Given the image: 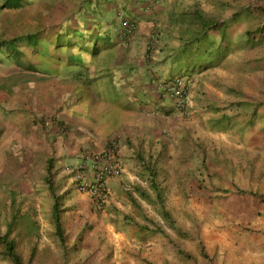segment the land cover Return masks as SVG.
<instances>
[{
  "label": "rangeland",
  "instance_id": "rangeland-1",
  "mask_svg": "<svg viewBox=\"0 0 264 264\" xmlns=\"http://www.w3.org/2000/svg\"><path fill=\"white\" fill-rule=\"evenodd\" d=\"M52 1L46 5L47 9L54 7L52 17L70 4L89 7L88 1ZM151 2L164 28V34L155 31L152 53L166 56L163 78L180 72L192 76V113L186 117L177 112L176 130L170 132L166 126L159 140L133 142L137 146L134 154H117L122 169L108 180L103 204L79 189L74 171L67 169L79 163L82 153L48 154V147L37 145L28 131L5 129L11 115L25 127L32 110L18 102L5 103L2 109L0 105V235L10 225L9 237L15 240L23 264H264V200L258 196L264 195V39L242 46L230 39L226 56L214 59L207 68L196 59L186 65L182 57H175L182 55L180 43L197 35L211 18L220 19L232 6H253L244 10V24L252 17L264 21V0ZM117 9L110 7L111 20L122 18ZM31 10L20 13L23 18L28 13L27 20L35 19L37 14ZM39 13L38 24L27 23L32 40L49 15L45 9ZM243 23L234 27V34L242 31ZM60 27L48 35L55 40L52 50L56 56L61 48L57 43L68 42L66 29ZM75 37L82 44L81 33ZM92 41L91 48L95 47ZM196 50L190 52L198 55ZM20 54L15 41L1 42L0 73L17 66L13 61L25 66ZM100 60L109 61L102 53ZM69 69L78 66L61 63L62 74ZM15 71L21 73L17 67ZM97 79L105 83L99 100H91L92 94L77 82L59 99L70 114L83 115L89 127L95 125L98 134L105 136L128 116L130 108L125 103L133 104L137 94L111 89L106 75ZM7 87L0 81V89ZM157 87L160 93L162 87ZM210 90L226 95H221L224 101L219 106L207 103ZM46 140L54 146L57 143ZM54 194L63 239L56 233ZM2 250L0 239V264H12Z\"/></svg>",
  "mask_w": 264,
  "mask_h": 264
},
{
  "label": "crops",
  "instance_id": "crops-1",
  "mask_svg": "<svg viewBox=\"0 0 264 264\" xmlns=\"http://www.w3.org/2000/svg\"><path fill=\"white\" fill-rule=\"evenodd\" d=\"M50 1L52 0H21L19 6L0 8V43L5 40L15 41L21 52V61L25 63V66H21L19 62L13 61L17 66L9 67L8 72L0 73V81L8 85L6 89H0L1 109L5 103L11 105L18 102L32 110L25 127L21 126L20 118L11 115L4 124L5 129L14 132L28 131L31 133L29 138H34L37 145L40 143L48 147V154L56 151L57 155L63 156L80 155L84 150H97L113 138L118 146L117 153L134 154L137 146L133 142L140 140L147 143L149 140H159L162 137L160 131L166 130V126L170 132L176 130L175 120L179 118V114L174 110L171 101L159 93L154 85L155 80L163 78L161 73L162 69L166 68V56L162 54V57H159L158 54L148 52L146 47L152 33L162 30L164 34V28H160L157 14L154 13L156 5L149 0H91L88 8L78 2L77 6L70 4L67 10H57L55 17H52L54 7H46ZM57 1L59 0L55 2ZM136 4L140 8H137ZM73 6L76 7L72 8ZM110 7H117V15L122 18L111 20L112 15L108 12ZM28 8L37 14L35 19L27 20L28 13L24 18L21 15L20 12ZM43 9L48 10L50 16H47L45 24L38 27L40 29L36 28L38 30L32 40L27 23H37L38 18L42 17L39 12ZM123 17L134 21L135 26L131 32L122 27ZM57 27L63 31L66 29L68 38V42L60 43L58 56L52 50L55 40L48 36ZM76 33H81L82 44H79L75 37ZM86 35L89 36L86 38ZM158 35L160 36V33ZM92 40L95 47L91 48ZM14 52L17 54L18 50ZM101 53L109 59L107 63L100 60ZM105 53H108V56ZM48 56L57 63H53ZM2 59L3 56L0 60ZM61 63L76 64L78 69H69L71 72L62 74ZM16 67L21 72L19 75H16ZM99 75H106V79L112 83L111 89L119 87L129 95L133 91L137 94L133 104L125 103V106L130 108L128 116L119 120L117 126L105 136L98 134L95 125L89 127L86 120L82 119L83 115L70 114L59 99L77 82L83 90L92 94L91 100H99L100 89L105 85L102 80L97 79ZM206 94L209 95L207 103L214 106H219L220 101H224L223 96H226L223 92V96L216 95L213 90ZM16 124L19 127L15 126ZM32 134L34 136L30 137ZM46 138L57 141L56 145ZM37 153L39 151H36Z\"/></svg>",
  "mask_w": 264,
  "mask_h": 264
},
{
  "label": "trees",
  "instance_id": "trees-1",
  "mask_svg": "<svg viewBox=\"0 0 264 264\" xmlns=\"http://www.w3.org/2000/svg\"><path fill=\"white\" fill-rule=\"evenodd\" d=\"M80 1L83 2L87 0H80ZM90 1L91 0H88V4ZM149 2L152 3L151 0ZM20 3H21V0H4L1 3V7L19 6ZM248 5L247 4L244 5L241 3L239 4V6H232V10H229L228 13H226L220 19L211 18L209 21L206 22L207 25L203 27V29L197 35H195L194 37L185 39L182 43L178 45L180 47V50H182L181 54L183 56L175 55V57L176 58L182 57V59H184V61L186 62V65L192 62V60L196 59L201 63L202 66L205 65V67L206 66L208 67V66L213 65V61H215L214 59L216 60L223 59L226 56L225 54L227 52L226 50L228 49V46H229L228 44L230 42V39L231 41H234L238 44L242 43L241 46L246 41H249V40L254 41L260 37L264 39V21L260 19H256L255 17H252V19L246 24H244L241 21L242 15L244 14V10H247L253 7L251 4H248ZM258 6L262 7L260 4ZM261 9H263V7ZM241 23H243L242 31L240 30L238 34L237 32L234 34V30H236L234 27L236 25L239 26ZM122 34L123 36H125V33L123 32V30H122ZM88 36L89 35H86V38ZM229 37H232V38H229ZM57 45H60V44H57ZM194 47H196L197 49L196 51L199 52L198 55L190 52V50ZM148 52H152V51L149 50ZM209 55H212V57H208ZM178 63H181V62L178 61ZM80 157H83V156H80ZM252 193H255V192H252ZM258 196L262 200H264L263 194L259 193ZM57 199L58 198L55 195V199L52 204L53 214H54V223L56 227V233L60 236L61 239H63V228L61 225V217L59 215V207H58L59 204H58ZM13 216L14 214L12 215V217ZM9 226L10 225H8L6 231L0 235V239L3 243L2 252L5 256H7L10 259L12 264H23L22 256L20 252L16 249L15 240L9 237V230H10ZM202 253L204 254V256L209 258L208 255L205 253L204 249H202Z\"/></svg>",
  "mask_w": 264,
  "mask_h": 264
},
{
  "label": "built area",
  "instance_id": "built-area-1",
  "mask_svg": "<svg viewBox=\"0 0 264 264\" xmlns=\"http://www.w3.org/2000/svg\"><path fill=\"white\" fill-rule=\"evenodd\" d=\"M122 25L127 32L135 26L129 18L122 19ZM156 34L152 33L147 42V49L153 51L156 46ZM193 78L187 73L178 74L168 79L156 81L162 87V95L171 101L175 110L183 116H189L191 109V89ZM85 159L80 163L69 166L75 172L78 187L94 197L98 204H103L108 192V180L122 169V161L116 155L115 144H110L99 151L85 153Z\"/></svg>",
  "mask_w": 264,
  "mask_h": 264
},
{
  "label": "clouds",
  "instance_id": "clouds-1",
  "mask_svg": "<svg viewBox=\"0 0 264 264\" xmlns=\"http://www.w3.org/2000/svg\"><path fill=\"white\" fill-rule=\"evenodd\" d=\"M123 18H125V17H123ZM126 18H128V17H126ZM130 19V18H129ZM183 73H187V72H180V73H177V74H175V75H178V74H183ZM175 75H173V76H175ZM173 76H170V77H173ZM170 77H167V78H162V79H168V78H170ZM160 80V79H159ZM156 81L157 80H155L154 81V83H155V86L157 87V84H156ZM158 88V87H157ZM161 92V91H160ZM161 94H162V92H161ZM164 96V95H163ZM165 97V96H164ZM192 107V106H191ZM175 109V108H174ZM192 109V108H191ZM187 117V116H186ZM115 144V148H116V155L118 154L117 153V150H118V146H117V143L115 142V139L113 138V139H111V140H108V142H107V144L103 147V148H105V147H107L108 145H110V144ZM102 148V149H103ZM101 150V149H100ZM91 151H99V150H84L83 152H82V154H83V158L82 159H80V161H79V163L82 161V160H85V153L86 152H91ZM118 156V155H117ZM87 161V160H86ZM76 165V164H75ZM70 166V165H69ZM69 166H67V169H69ZM71 166H73L72 164H71ZM70 170V169H69ZM70 171H72V170H70ZM75 173V172H74ZM94 200V199H93ZM95 201V200H94ZM96 202V201H95ZM97 203V202H96Z\"/></svg>",
  "mask_w": 264,
  "mask_h": 264
}]
</instances>
